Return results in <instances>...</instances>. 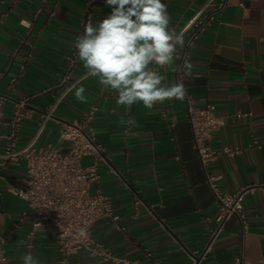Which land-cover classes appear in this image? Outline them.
Returning <instances> with one entry per match:
<instances>
[{
  "label": "crops",
  "instance_id": "0c3cea01",
  "mask_svg": "<svg viewBox=\"0 0 264 264\" xmlns=\"http://www.w3.org/2000/svg\"><path fill=\"white\" fill-rule=\"evenodd\" d=\"M206 1L162 0L177 34ZM85 8L86 0H0V154L18 104L28 113L17 133L18 149L35 138L36 146L65 147L59 137L61 123L96 108L90 124L107 156L100 166L99 187L127 229L121 232L110 219H99L91 230L96 241L130 264H236L241 248L248 264H264V192L258 190L244 197L248 230L243 239L233 217L205 254L215 199L194 147L184 100L165 101L151 112L142 103L129 109L116 104L113 90L87 76L63 98L39 133L42 115L62 90ZM110 11L105 4L95 5L92 24ZM22 20L31 26H22ZM181 53L178 47L177 70L162 73L169 84L179 82ZM187 62L194 65L192 75H184L185 67L180 74L188 94L213 103L216 114L225 119L210 145L243 149L235 157L218 158L207 171L227 192L263 183L264 0H231L190 49ZM85 73L79 60L71 77ZM81 86L87 103L75 98ZM129 119L136 121L135 127ZM254 141L260 147L251 146ZM24 186L23 159L0 169V239L8 237L6 264H23L21 257L29 252L40 264H59L56 228L43 224L34 229L29 217L21 218L26 203L11 189ZM71 264L111 263L82 250L71 257Z\"/></svg>",
  "mask_w": 264,
  "mask_h": 264
},
{
  "label": "built area",
  "instance_id": "2783aa9c",
  "mask_svg": "<svg viewBox=\"0 0 264 264\" xmlns=\"http://www.w3.org/2000/svg\"><path fill=\"white\" fill-rule=\"evenodd\" d=\"M230 2L231 0H207L182 25L178 35L183 36L185 43L178 63L179 81L183 80L180 71L190 58V49L216 17L230 5ZM97 4H105V0H86L80 34L83 33L86 24L92 23L93 8ZM239 6H243L242 1L239 2ZM21 25L29 28L31 23L22 20ZM78 61L77 51H75L70 59L69 69L62 80L61 92L54 96L48 110L42 115L39 133L53 118L63 98L88 76L85 73L72 79L71 74ZM184 101L194 147L205 171L206 183L215 199L216 214L214 224L208 226L206 254L212 249L226 224L233 217L238 220L239 236L243 239L248 230L244 197L249 192L257 190L264 192V182L242 187L233 192L219 188L218 177L207 171L208 166L222 156L235 157L242 153L243 149L231 146H224L221 149L213 148L210 142L215 133L224 126V117L216 114L215 105L209 101H196L189 94ZM3 103L4 98L0 97V116ZM95 111L96 108H92L80 119L61 123L59 137L61 141L67 143L65 147H56L51 144L36 146L35 138L25 147L18 149L16 147L17 133L22 120L28 114L23 110V105L18 104L11 121L12 131L9 140L0 154V169H5L9 164L20 159L25 161V186L11 190L26 203V209L21 214L22 219L29 217L34 229L40 228L43 224L56 228L59 264H71V257L82 250L91 257L109 261L111 264H130L129 260L114 255L102 243L96 241L91 232L93 224L103 218L110 219L117 230L124 233L127 231L126 227L120 223V217L115 214L110 198L99 187L100 166L102 163H107V156L105 147L97 142L94 128L90 124ZM251 146L260 147V144L254 141ZM7 241V236L0 239V264L7 263L5 255ZM235 263L248 264L242 248L235 257Z\"/></svg>",
  "mask_w": 264,
  "mask_h": 264
},
{
  "label": "clouds",
  "instance_id": "9594fccd",
  "mask_svg": "<svg viewBox=\"0 0 264 264\" xmlns=\"http://www.w3.org/2000/svg\"><path fill=\"white\" fill-rule=\"evenodd\" d=\"M105 7L111 11L97 24H86L75 39L87 75L113 90L121 107L142 103L151 112L165 101H183L188 94L184 82L169 84L162 74L177 70L178 47L185 43L171 27L167 5L162 0H105ZM184 67V75L191 76L194 65L186 62ZM85 92L78 87L75 98L87 103ZM127 123L136 126L134 119ZM21 259L23 264H40L31 252Z\"/></svg>",
  "mask_w": 264,
  "mask_h": 264
}]
</instances>
